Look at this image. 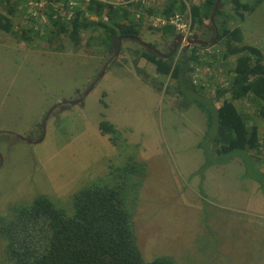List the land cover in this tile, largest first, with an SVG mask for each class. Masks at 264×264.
Segmentation results:
<instances>
[{
  "label": "rangeland",
  "instance_id": "1",
  "mask_svg": "<svg viewBox=\"0 0 264 264\" xmlns=\"http://www.w3.org/2000/svg\"><path fill=\"white\" fill-rule=\"evenodd\" d=\"M138 1L140 5L133 1L129 10L134 12L130 19L137 24L139 41L167 54L174 41L162 29L167 21L158 14L169 0ZM201 1L189 0L187 5ZM242 1L256 7L243 13V21L234 22L230 2L223 0L221 21L231 29L238 26L241 43L264 55V0L258 5L257 0ZM5 2L0 0V12L6 11ZM39 5L28 4L43 14ZM22 12L18 7L13 22L27 28L30 22ZM204 24L202 32L191 26L189 38L200 34L208 39L209 20ZM61 38L37 39L30 45L0 32V212L11 204H27L40 193L56 197V207L71 215L77 191L101 180L113 181L117 169L111 173L107 169L131 157L142 165L136 169L142 170L144 164L143 179L128 178L129 185L142 181L136 199L127 206L145 262L164 257L175 264H264V150L237 151L201 170L206 157L197 146L206 120L193 103L192 88L180 93L178 81L158 75L135 52L145 47L136 37L121 39L116 55L107 49L100 32L82 31L79 45L67 36ZM214 42L198 49V55L205 58L223 49L217 38ZM189 46L188 42L180 46L185 57L191 50L184 48ZM213 70L219 65L211 72L200 68L199 79H193L205 87L210 84L206 97H213L215 85H225L230 76L220 71L213 84L209 78ZM80 96H84L80 103L60 106ZM247 103L237 101L235 106L254 114L255 105ZM53 107L43 134V119ZM101 120L112 125L111 133L99 132ZM252 122L263 135L264 116L257 114ZM130 166L121 172H132Z\"/></svg>",
  "mask_w": 264,
  "mask_h": 264
},
{
  "label": "trees",
  "instance_id": "2",
  "mask_svg": "<svg viewBox=\"0 0 264 264\" xmlns=\"http://www.w3.org/2000/svg\"><path fill=\"white\" fill-rule=\"evenodd\" d=\"M133 1L137 3L136 6L140 5L138 0H125L126 5H116L106 0H16L11 5L6 0V11L0 12V32L9 33L18 41L30 45L37 39L59 41L63 35L70 38L74 45H79L81 32L91 30L100 32L107 49L116 53L118 37L139 36L137 24L130 19L134 14L129 10L134 5ZM187 1L169 0L158 17L168 21L173 15L187 11L191 16L192 28L205 31L204 22L210 19L216 0H202L189 6ZM222 1L213 22L209 20L210 37L200 38V34L188 36L191 41H203L205 44L184 48L191 50L187 57L180 53L181 42H177L178 34L170 24L162 29L170 32L176 44L174 52V43L163 56L147 47L142 52L135 51L153 65L158 75L178 81L181 84V87L178 86L180 93L182 88H192L196 94L193 103L206 120L204 136L197 146L206 157L201 167L203 171L220 162V157L237 151L262 154L264 150V134H259L257 124L252 122L253 116H264V55L255 46L241 43L238 26L231 29L225 20L221 21L224 16ZM226 1L230 2L234 14L230 19L234 22L243 21V13L252 12L256 7L241 0ZM262 1L257 0V5ZM33 2H40L43 14L35 13L28 6ZM73 2L78 3L77 6H72ZM18 7L30 22L27 28L14 25L13 18ZM147 12L153 15L151 10ZM70 13L72 16L67 18ZM89 16L96 19L91 20ZM218 16L220 19L216 23ZM215 38L223 49L217 54H205V58L199 56L197 50L216 43ZM147 45L156 48L152 44ZM215 65H219V70H213L209 75L213 84L221 72L230 73V76L225 85H215L213 97H206L210 84L205 87L201 82L196 84L193 79H199L200 68L211 72ZM230 66L233 67L230 69ZM243 100L249 106L255 105L254 114L235 106V102ZM216 101H220L217 107ZM98 130L105 135L111 133L113 128L108 121L101 120ZM254 156L247 158L256 161L258 158ZM128 163L131 165L128 169L132 172L123 174L121 170ZM137 164L142 167L129 157L123 165L120 163L107 169V173L117 169V177L113 181L101 180L96 185L77 191L72 197L71 215L56 207L54 201L59 203L56 197L40 193L27 204H11L6 211L0 212V264H175L164 257L145 262L138 248L132 211L127 206L130 200L136 199L142 181L129 185L128 178L135 175L143 179L145 175L144 164L142 170L136 169ZM126 193L129 196L125 197Z\"/></svg>",
  "mask_w": 264,
  "mask_h": 264
},
{
  "label": "water",
  "instance_id": "3",
  "mask_svg": "<svg viewBox=\"0 0 264 264\" xmlns=\"http://www.w3.org/2000/svg\"><path fill=\"white\" fill-rule=\"evenodd\" d=\"M220 1L221 0H216L215 1V4H214V9H213V12H212V14H211V16H210V22H213V18H214V15L216 14V11H217V9H218V6H219V4H220ZM121 37H118V39H117V42H118V44H117V48H116V53H115V55L118 53V51H119V49H120V45H121ZM138 40V39H137ZM176 40H177V42H179V41H181V37L180 36H177V38H176ZM138 42H140L143 46H145V47H147V48H149L150 50H152V51H154L156 54H158V55H161V56H163V54L162 53H160L158 50H155V49H153L152 47H149L148 45H146L145 43H143V42H141V41H138ZM188 44L189 45H193V44H198V45H203V44H205L203 41H191V40H189L188 41ZM173 48H174V50H173V52L175 51V48H176V44L174 43V45H173ZM172 55V54H171ZM170 55V56H171ZM103 75V71H102V74H101V76ZM86 94H88V93H86ZM86 94L84 95V96H86ZM83 96V97H84ZM83 97H81V98H79V99H77V100H75V101H73V102H70V103H68V102H65V101H62L60 104H71V105H74V104H78V103H80L81 101H83ZM54 109V107L53 108H51V110H49L48 112H47V114L45 115V117H44V119H43V122H42V125H41V127H42V130H43V134H44V128H45V123H46V120L48 119V117H49V115H50V113H51V111ZM21 140H23L22 138H20ZM28 143H31V142H28ZM35 143H38V142H35ZM1 163H2V158H1V156H0V165H1Z\"/></svg>",
  "mask_w": 264,
  "mask_h": 264
},
{
  "label": "built area",
  "instance_id": "4",
  "mask_svg": "<svg viewBox=\"0 0 264 264\" xmlns=\"http://www.w3.org/2000/svg\"><path fill=\"white\" fill-rule=\"evenodd\" d=\"M85 2H88L89 0H84ZM75 7L76 3H72ZM70 16H72V13H70L69 15H67V18H69ZM190 14L186 11L183 14H175L172 17H170V19L167 21V24H170L172 26H174L176 33L178 34V36L181 37V44H185V42H188V33L190 31L191 28V18H190ZM158 22V21H157ZM163 25V24H162Z\"/></svg>",
  "mask_w": 264,
  "mask_h": 264
},
{
  "label": "flooded vegetation",
  "instance_id": "5",
  "mask_svg": "<svg viewBox=\"0 0 264 264\" xmlns=\"http://www.w3.org/2000/svg\"><path fill=\"white\" fill-rule=\"evenodd\" d=\"M122 38V37H121ZM138 40H136V41H139L140 39L138 38V37H136ZM122 39H124V37L122 38ZM125 39H133L132 37H126ZM135 40V39H134ZM174 43V42H173ZM106 67V66H105ZM81 97H83V96H80V97H78V99L79 98H81ZM83 99H84V97H83Z\"/></svg>",
  "mask_w": 264,
  "mask_h": 264
}]
</instances>
